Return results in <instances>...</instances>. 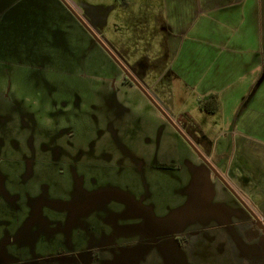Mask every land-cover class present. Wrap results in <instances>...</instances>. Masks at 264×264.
<instances>
[{"label":"rangeland","instance_id":"1","mask_svg":"<svg viewBox=\"0 0 264 264\" xmlns=\"http://www.w3.org/2000/svg\"><path fill=\"white\" fill-rule=\"evenodd\" d=\"M255 216L264 0H0V264H264Z\"/></svg>","mask_w":264,"mask_h":264},{"label":"flooded vegetation","instance_id":"2","mask_svg":"<svg viewBox=\"0 0 264 264\" xmlns=\"http://www.w3.org/2000/svg\"><path fill=\"white\" fill-rule=\"evenodd\" d=\"M65 2V1H64ZM67 6H68V8L74 13V14H76L74 11H73V9L71 8V6L70 5H68V3H65ZM217 176H219V175H217ZM220 178H222L223 179V177H221L220 176ZM224 180V179H223ZM258 220H259V217H258Z\"/></svg>","mask_w":264,"mask_h":264},{"label":"water","instance_id":"3","mask_svg":"<svg viewBox=\"0 0 264 264\" xmlns=\"http://www.w3.org/2000/svg\"><path fill=\"white\" fill-rule=\"evenodd\" d=\"M202 157V156H201ZM255 219L259 225V227H261L262 229L264 228L263 225L261 224V222L258 220V217L255 216Z\"/></svg>","mask_w":264,"mask_h":264},{"label":"built area","instance_id":"4","mask_svg":"<svg viewBox=\"0 0 264 264\" xmlns=\"http://www.w3.org/2000/svg\"><path fill=\"white\" fill-rule=\"evenodd\" d=\"M259 221H260V219H259Z\"/></svg>","mask_w":264,"mask_h":264}]
</instances>
